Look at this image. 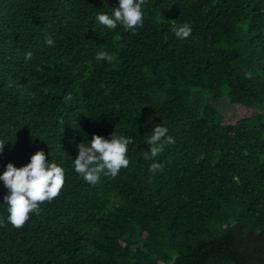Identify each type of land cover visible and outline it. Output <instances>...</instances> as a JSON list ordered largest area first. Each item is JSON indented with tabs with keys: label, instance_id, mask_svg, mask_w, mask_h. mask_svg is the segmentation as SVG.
<instances>
[{
	"label": "trees",
	"instance_id": "1",
	"mask_svg": "<svg viewBox=\"0 0 264 264\" xmlns=\"http://www.w3.org/2000/svg\"><path fill=\"white\" fill-rule=\"evenodd\" d=\"M117 6L0 0V171L41 148L67 170L39 213L0 224V264H264V0H146L135 32L95 21ZM224 92L241 118L214 106ZM156 123L175 142L152 172ZM114 130L134 137L129 165L85 181L77 145Z\"/></svg>",
	"mask_w": 264,
	"mask_h": 264
},
{
	"label": "clouds",
	"instance_id": "2",
	"mask_svg": "<svg viewBox=\"0 0 264 264\" xmlns=\"http://www.w3.org/2000/svg\"><path fill=\"white\" fill-rule=\"evenodd\" d=\"M145 6L146 0H119V6L97 11L95 21L111 30L123 26L135 32L137 26L143 24ZM172 30L177 37L186 38L191 34L192 27L188 22H183L174 24ZM45 43L54 45L53 36L46 35ZM32 57L33 52L26 51L25 60ZM95 59L97 62H111L115 56L107 48H101L96 52ZM65 99L71 100L72 93L69 92ZM84 135L87 137V132ZM133 140V136L116 130L107 137L93 133L91 139L81 141L77 145L78 155L73 159L74 171L92 184L99 182L104 175L116 176L122 167H127L130 163L127 153ZM147 142L149 147L143 155L151 160L149 170H162L164 163L152 158L163 152L167 144L174 143L175 137L169 134L165 123H156L151 128ZM5 143L6 140L0 139V153L4 151ZM66 171L62 160L46 159L42 148L31 154L29 161L22 166L8 161L4 170L0 171V180L8 189L3 197L6 203H0L5 206L7 215H0V224L10 223L19 227L32 212L39 213L41 202L51 201L59 194L65 183Z\"/></svg>",
	"mask_w": 264,
	"mask_h": 264
},
{
	"label": "rangeland",
	"instance_id": "3",
	"mask_svg": "<svg viewBox=\"0 0 264 264\" xmlns=\"http://www.w3.org/2000/svg\"><path fill=\"white\" fill-rule=\"evenodd\" d=\"M216 109L224 116L225 119L236 120L243 116L244 109L237 105H232L224 92L222 98L214 103ZM228 120V121H229Z\"/></svg>",
	"mask_w": 264,
	"mask_h": 264
}]
</instances>
